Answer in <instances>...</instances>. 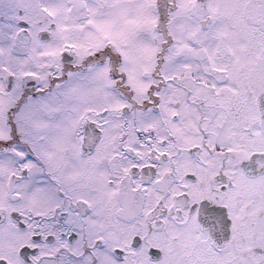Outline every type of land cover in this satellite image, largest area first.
<instances>
[{"label": "snow or ice", "instance_id": "1", "mask_svg": "<svg viewBox=\"0 0 264 264\" xmlns=\"http://www.w3.org/2000/svg\"><path fill=\"white\" fill-rule=\"evenodd\" d=\"M0 264H264V0H0Z\"/></svg>", "mask_w": 264, "mask_h": 264}]
</instances>
